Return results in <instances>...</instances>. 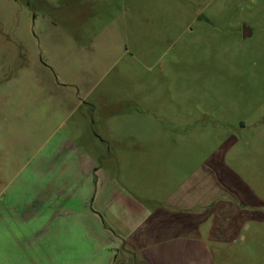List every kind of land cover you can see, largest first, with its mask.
Listing matches in <instances>:
<instances>
[{"label":"rangeland","instance_id":"1","mask_svg":"<svg viewBox=\"0 0 264 264\" xmlns=\"http://www.w3.org/2000/svg\"><path fill=\"white\" fill-rule=\"evenodd\" d=\"M153 223L264 264V0H0V264H118Z\"/></svg>","mask_w":264,"mask_h":264},{"label":"crops","instance_id":"2","mask_svg":"<svg viewBox=\"0 0 264 264\" xmlns=\"http://www.w3.org/2000/svg\"><path fill=\"white\" fill-rule=\"evenodd\" d=\"M163 229L156 230L153 223L151 229L146 231L148 246L141 253L142 257L135 254L133 258L126 257L118 264H189L188 259L198 260V255L202 258V248L196 241H178L174 244L170 241V232H166L165 227Z\"/></svg>","mask_w":264,"mask_h":264},{"label":"water","instance_id":"3","mask_svg":"<svg viewBox=\"0 0 264 264\" xmlns=\"http://www.w3.org/2000/svg\"><path fill=\"white\" fill-rule=\"evenodd\" d=\"M242 30H243V36H245L246 35V32L248 30L247 27L245 25H243Z\"/></svg>","mask_w":264,"mask_h":264}]
</instances>
